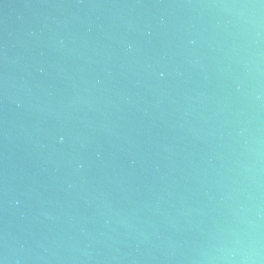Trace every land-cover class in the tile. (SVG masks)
Wrapping results in <instances>:
<instances>
[{
	"label": "water",
	"instance_id": "obj_1",
	"mask_svg": "<svg viewBox=\"0 0 264 264\" xmlns=\"http://www.w3.org/2000/svg\"><path fill=\"white\" fill-rule=\"evenodd\" d=\"M0 264H264V0H0Z\"/></svg>",
	"mask_w": 264,
	"mask_h": 264
}]
</instances>
